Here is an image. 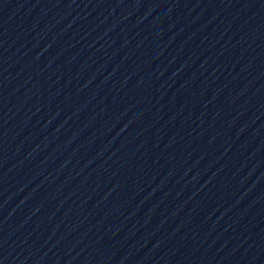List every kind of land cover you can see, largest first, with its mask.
<instances>
[{
	"label": "water",
	"instance_id": "obj_1",
	"mask_svg": "<svg viewBox=\"0 0 264 264\" xmlns=\"http://www.w3.org/2000/svg\"><path fill=\"white\" fill-rule=\"evenodd\" d=\"M0 264H264V0H0Z\"/></svg>",
	"mask_w": 264,
	"mask_h": 264
}]
</instances>
